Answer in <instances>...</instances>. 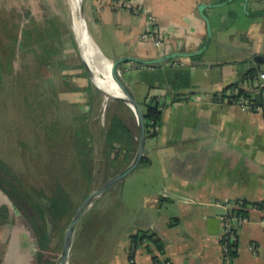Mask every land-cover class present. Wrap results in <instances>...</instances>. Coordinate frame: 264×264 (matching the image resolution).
Returning a JSON list of instances; mask_svg holds the SVG:
<instances>
[{
    "label": "crops",
    "instance_id": "crops-1",
    "mask_svg": "<svg viewBox=\"0 0 264 264\" xmlns=\"http://www.w3.org/2000/svg\"><path fill=\"white\" fill-rule=\"evenodd\" d=\"M131 1L141 11L112 0H87L109 59L197 51L207 39L206 20L212 34L200 57L176 58L189 70L202 69L200 77L190 76L192 89L179 90L184 97L175 99L167 87L149 88L137 76L127 81L138 100L155 95L163 101L157 134L146 137L145 161L126 175L128 182L122 180L121 204L132 205L136 217L127 235L154 234L162 246L146 240L136 248L133 264H155L153 256L168 264H264V116L221 96L248 70L264 69L248 64L264 62V0ZM153 28L159 45L147 37ZM136 65L131 70L138 74ZM241 84L249 89L246 80ZM72 95L73 102L86 99L80 92ZM244 201L246 219L234 223L235 254L225 261L220 221L213 234L208 220L229 208L236 211Z\"/></svg>",
    "mask_w": 264,
    "mask_h": 264
},
{
    "label": "rangeland",
    "instance_id": "rangeland-1",
    "mask_svg": "<svg viewBox=\"0 0 264 264\" xmlns=\"http://www.w3.org/2000/svg\"><path fill=\"white\" fill-rule=\"evenodd\" d=\"M83 11L90 35L106 56L107 52L103 50L90 20L87 0H83ZM71 20L68 0H0V65L4 73L0 80V158L17 174L47 188L43 180V164L58 154V147L45 141L46 126L58 123L71 127L74 123L71 111L80 109L89 115L93 134L91 179L77 181L69 173L68 181L64 183L74 204L58 224L59 229L52 231L55 264H60L64 234L77 206L90 191L111 177L101 157L104 146L102 131L106 124L107 105L111 104L112 112H115L118 109L116 100H119L113 97L104 104L102 88L95 86L90 75L88 78L75 76L73 80L82 85L87 84L88 80L94 84L91 104H86V99L71 101L75 91H59L60 73L41 54L43 47L53 48L61 50L57 56H62L69 66L79 59L82 61ZM210 52L206 51L205 55L208 56ZM248 64H259L264 68V62L252 60ZM132 66L133 62L128 66L127 63L120 65L121 75L126 81L137 76L131 70ZM79 71L72 69L64 72ZM189 73L191 77L193 74L198 78L202 75V69L189 70ZM192 88L191 82L186 89ZM57 91L56 96L54 92ZM122 115L137 140L134 113L123 109ZM125 178L128 182L129 177ZM123 182L104 191L83 212L73 235L69 264H121L128 261L131 240L127 230L136 217L132 205L121 204ZM5 229L8 241L2 250L4 261H8L6 264H28L27 256L31 251L28 236L17 228L15 221L6 225ZM7 257L11 258L10 262L6 260Z\"/></svg>",
    "mask_w": 264,
    "mask_h": 264
},
{
    "label": "trees",
    "instance_id": "trees-1",
    "mask_svg": "<svg viewBox=\"0 0 264 264\" xmlns=\"http://www.w3.org/2000/svg\"><path fill=\"white\" fill-rule=\"evenodd\" d=\"M73 46L75 47L74 43ZM59 52L61 53V50L58 51L53 48L51 50L43 47L41 54L47 63L54 65L55 71L60 73L59 91L83 92L86 97V104H91L94 84L88 80L87 84L79 85L78 82L73 80L75 76L89 77L83 61L79 59L76 64L69 66L62 56H57ZM200 55L198 54L193 58H198ZM174 60L176 58H170L164 62L151 65L137 64L135 66L136 69H139L137 79L145 82L149 88L167 87V89L173 90L175 99L184 97L186 93L179 90L190 87L189 69L181 65L174 66L172 64ZM72 69H79L80 71L64 72ZM261 72H264V69L253 68L248 70L241 82L246 80L249 89L242 87L241 82L238 81L224 88L221 96L235 97V95L228 94L229 92L233 93L232 90L237 91V96L249 98L254 96L255 104L262 105L261 112L264 116V85L261 87L253 85L254 76ZM3 74L0 65V80L3 78ZM47 79H49V76ZM132 79L133 76L129 78V80ZM256 90H259L258 93H255ZM59 91L54 92V94L57 96ZM116 102L118 103V109L115 112H112L111 104L107 105L106 124L102 131L104 146L101 157L105 162L108 176H113L128 165L137 149V140L134 137L132 128L122 115L123 109L128 110L130 113H133V111L121 99L116 100ZM138 102L144 115L146 137L156 135L158 126L161 123L163 101L155 95H146ZM85 113L80 109L72 110L71 117L74 123L69 128L58 123L46 126L45 141L50 143L51 146L55 143L58 147V154L51 161L48 160L43 164V180L46 181L47 188L17 174L0 158V264L8 263V261H4L5 257L2 250L6 241H8L5 227L13 221L16 222L17 228L28 236L29 251L31 249L27 256L28 264L56 263L55 249L51 246L52 231L59 229L58 224L63 221L64 216L72 209L74 204L64 183L68 181L69 173H72L77 181H89L93 172L94 148L91 144L93 134L89 123V115ZM67 132H69L68 136H66ZM145 159L143 157L140 163H143ZM246 207L247 203L244 201L236 209V213L245 216ZM130 240L129 250L134 252L146 240L152 241L159 249L162 247L160 239L154 238V234H131ZM230 246L233 247L230 255H234L236 241L230 243ZM133 254L129 253V257ZM153 259L155 264L161 263L157 261L156 256H153ZM6 260L10 262L11 258L7 257Z\"/></svg>",
    "mask_w": 264,
    "mask_h": 264
},
{
    "label": "water",
    "instance_id": "water-1",
    "mask_svg": "<svg viewBox=\"0 0 264 264\" xmlns=\"http://www.w3.org/2000/svg\"><path fill=\"white\" fill-rule=\"evenodd\" d=\"M79 5V13L81 15V18L86 24L85 17H84V11H83V0L78 1ZM203 7V6H200ZM202 11V9H200ZM207 21V39L202 48H200L197 51L194 52H172L169 54H165L156 58H138L132 55H126V56H120L115 60L109 59L107 56L104 55V53L101 51V49L98 47V45L95 43L96 47L100 51V53L106 58L107 60L111 61V74L120 87L121 91L124 94V97H117L116 98L121 99L124 101L133 111L136 121H137V149L135 152V155L131 162L126 165L122 170L108 178L102 185L95 188L94 190L90 191L80 202V204L77 206L67 228L64 234L61 253H60V264H69V253L71 248V243L73 239V235L76 229V226L85 211V209L91 205V203L100 196L104 191L109 189L110 187L118 184L121 182L127 174H129L132 170H134L141 160L144 157V149H145V141H146V130H145V120L144 115L142 112V109L139 105L138 99L133 92L132 88L128 84V82L122 77L120 72V65L123 63L133 62L137 64H143V65H151L156 64L160 62H164L170 58H177L182 56H192L194 54L201 53L207 45L210 43L212 34H211V27L209 25L208 20ZM88 30V29H87ZM89 32V30H88ZM90 34V32H89ZM91 36V35H90ZM92 37V36H91ZM260 60H262V57L258 56ZM82 61L86 67V70L88 74L91 76L90 68L87 62L84 60L83 56L81 55ZM95 84V83H94ZM97 86V85H95ZM98 87V86H97ZM99 88V87H98ZM219 228V219L218 218H210L208 220V231L213 234H217Z\"/></svg>",
    "mask_w": 264,
    "mask_h": 264
},
{
    "label": "bare ground",
    "instance_id": "bare-ground-1",
    "mask_svg": "<svg viewBox=\"0 0 264 264\" xmlns=\"http://www.w3.org/2000/svg\"><path fill=\"white\" fill-rule=\"evenodd\" d=\"M68 1L70 3L72 18L71 26L80 49V55L83 56L84 60L89 65L91 79L97 86L102 88L103 103H107V101L114 96L124 97L123 92L111 74V61L104 58L100 53L95 45V41L87 30L85 22L81 18L78 5L79 0Z\"/></svg>",
    "mask_w": 264,
    "mask_h": 264
},
{
    "label": "built area",
    "instance_id": "built-area-1",
    "mask_svg": "<svg viewBox=\"0 0 264 264\" xmlns=\"http://www.w3.org/2000/svg\"><path fill=\"white\" fill-rule=\"evenodd\" d=\"M114 4L121 6V7H126L129 9H132L134 12H139L141 11L140 6H136L132 3L131 0H112ZM148 20L149 22L153 23L154 18L151 14H148ZM149 38H152V41L154 44L159 45L161 43L160 38L156 35L155 29L153 28L148 34ZM172 64L174 66L179 65V62L177 60L173 61ZM254 86H263L264 85V72L259 73L258 75L254 76L253 79ZM233 93L229 92L228 94L230 95H235L232 98L225 96L226 99H228L231 102H234L236 104H239L243 110H249V111H262V105H257L255 104V101L253 100V97H245V96H237V91L232 90ZM259 90H256L255 93H258ZM264 95V91H263ZM237 208L240 207V205L236 204ZM230 209V208H229ZM227 209V211L220 216L219 221H220V230H219V238L222 244V257L225 261H228L230 258V252L231 248L233 247L230 246V243L234 242L236 240V235H235V225L234 223H241L246 219V217L242 214H237L236 211H231ZM129 253H134L133 250H130ZM129 262L133 264L134 262V254L129 257ZM169 262L167 260H163L159 264H168Z\"/></svg>",
    "mask_w": 264,
    "mask_h": 264
}]
</instances>
